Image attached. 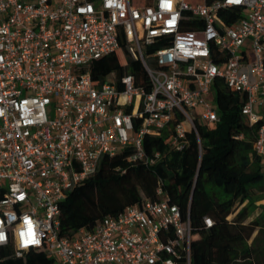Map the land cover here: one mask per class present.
<instances>
[{
    "label": "built area",
    "instance_id": "2783aa9c",
    "mask_svg": "<svg viewBox=\"0 0 264 264\" xmlns=\"http://www.w3.org/2000/svg\"><path fill=\"white\" fill-rule=\"evenodd\" d=\"M231 23H228L230 22ZM124 44L129 72L91 76ZM221 80L264 119V0H0V251L44 249L53 264H191V226L157 181L144 199L92 230L60 235L61 203L104 156L152 168L146 136L181 151L216 123L207 100ZM253 150L264 170V126ZM206 228L212 226L204 219Z\"/></svg>",
    "mask_w": 264,
    "mask_h": 264
},
{
    "label": "trees",
    "instance_id": "16d2710c",
    "mask_svg": "<svg viewBox=\"0 0 264 264\" xmlns=\"http://www.w3.org/2000/svg\"><path fill=\"white\" fill-rule=\"evenodd\" d=\"M125 71L150 90L141 62L127 55L123 42L90 69L96 83L113 72L120 77ZM213 90L219 120L197 127L201 157L195 133H189L188 144L176 151L169 149L166 132L144 138L148 155L162 154L152 168L127 162V151L104 156L96 173L61 203L60 235L74 237L80 229L92 230L104 217L118 216L144 199L157 200V181L162 180L170 203L190 222L191 264H264V215L247 222L248 207L258 199L252 190H264V170L253 150L264 119L251 125L241 113L244 95L228 89L221 80ZM246 201L248 207L230 218ZM205 218L212 221L211 227L206 228ZM0 264H53V259L44 249L18 257L7 248L0 251ZM174 264H186V257L182 255Z\"/></svg>",
    "mask_w": 264,
    "mask_h": 264
},
{
    "label": "rangeland",
    "instance_id": "374dc122",
    "mask_svg": "<svg viewBox=\"0 0 264 264\" xmlns=\"http://www.w3.org/2000/svg\"><path fill=\"white\" fill-rule=\"evenodd\" d=\"M215 97H216L215 90H213L212 95L207 98V100L210 102V104L213 107H216ZM261 112L262 114H264V110H261L260 113ZM252 195L258 197V199L249 207L247 206V201L244 202L242 205H239L230 218H233L235 214L241 212L244 207H248L249 217L247 219V222L253 219H257L262 215H264V190H261L260 188H254L252 190Z\"/></svg>",
    "mask_w": 264,
    "mask_h": 264
},
{
    "label": "crops",
    "instance_id": "0c3cea01",
    "mask_svg": "<svg viewBox=\"0 0 264 264\" xmlns=\"http://www.w3.org/2000/svg\"><path fill=\"white\" fill-rule=\"evenodd\" d=\"M260 111H261V110H259L258 112L260 113ZM261 114H262V112H261Z\"/></svg>",
    "mask_w": 264,
    "mask_h": 264
}]
</instances>
